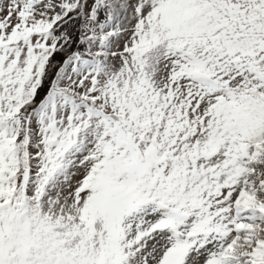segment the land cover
Wrapping results in <instances>:
<instances>
[{
    "label": "snow or ice",
    "instance_id": "obj_1",
    "mask_svg": "<svg viewBox=\"0 0 264 264\" xmlns=\"http://www.w3.org/2000/svg\"><path fill=\"white\" fill-rule=\"evenodd\" d=\"M0 264H264V0H0Z\"/></svg>",
    "mask_w": 264,
    "mask_h": 264
}]
</instances>
